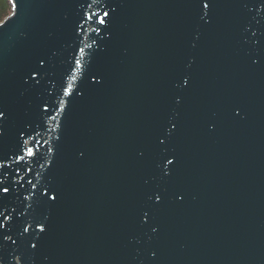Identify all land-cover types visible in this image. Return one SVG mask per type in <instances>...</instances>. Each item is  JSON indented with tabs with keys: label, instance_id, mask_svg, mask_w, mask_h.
Returning <instances> with one entry per match:
<instances>
[{
	"label": "water",
	"instance_id": "95a60500",
	"mask_svg": "<svg viewBox=\"0 0 264 264\" xmlns=\"http://www.w3.org/2000/svg\"><path fill=\"white\" fill-rule=\"evenodd\" d=\"M9 3L0 157L37 154L2 264H264V5L108 0L96 32L82 0Z\"/></svg>",
	"mask_w": 264,
	"mask_h": 264
},
{
	"label": "snow or ice",
	"instance_id": "6c2138e0",
	"mask_svg": "<svg viewBox=\"0 0 264 264\" xmlns=\"http://www.w3.org/2000/svg\"><path fill=\"white\" fill-rule=\"evenodd\" d=\"M84 4L87 5L86 11L84 13V16H82L81 19V26H83L84 23H87L91 21L92 23L96 24L97 27L94 28V31L100 32L101 29L99 25L104 26V30L107 31L108 25L111 23V16L109 10H103L101 9L98 12H92L91 9L96 6L99 7L101 4H107L108 0H82ZM261 5H264V0H259ZM208 4H204V8H207ZM114 11V10H112ZM85 47H89V45H85ZM80 53L84 54V48H80ZM43 63V61H41ZM75 64L77 67L80 66L81 61L79 59H76ZM34 78V73L32 74ZM71 79H75V77H71ZM36 83H39V81H36ZM72 88V84L69 82L67 87L64 88V95L67 96L69 93V90ZM47 111V108L45 109ZM5 118V113L0 110V120ZM26 141L23 142L20 146L18 153H13L12 157V164L15 165V167H11L9 164L5 162L4 157H0V254L3 252V245L6 242H9L12 245L17 244V240L12 238L11 235V229L8 227V225L11 223V214L8 213L7 208L5 207V201L9 199L12 192L15 190L13 185L16 183L15 177L12 176L11 182L8 181V177L10 176V171L13 173H19L22 168H25L28 172H31V167H28V161L25 160V157H32L33 160H35L36 157V151L32 147L26 146ZM39 143V142H37ZM163 143V141H161ZM51 151V149H49ZM169 164L172 163V161H168ZM29 184L32 185V188H35L36 185L32 184L31 180L28 181ZM22 187V185H21ZM27 199V197H25ZM52 201H55L57 197L54 195L50 198ZM160 197L157 196L156 200L159 201ZM13 212L15 209L12 210ZM35 225V229H38L39 233H44L46 231L47 225L45 222L34 220L32 222ZM31 225L23 227L22 232L20 233V236H24L25 234L29 233V228ZM34 229V230H35ZM155 231V229H153ZM31 250H35L37 248V243H31L30 244ZM22 257L16 258V264H20V260ZM0 264H2V260H0Z\"/></svg>",
	"mask_w": 264,
	"mask_h": 264
},
{
	"label": "trees",
	"instance_id": "16d2710c",
	"mask_svg": "<svg viewBox=\"0 0 264 264\" xmlns=\"http://www.w3.org/2000/svg\"><path fill=\"white\" fill-rule=\"evenodd\" d=\"M11 11L8 0H0V21L3 20Z\"/></svg>",
	"mask_w": 264,
	"mask_h": 264
},
{
	"label": "rangeland",
	"instance_id": "374dc122",
	"mask_svg": "<svg viewBox=\"0 0 264 264\" xmlns=\"http://www.w3.org/2000/svg\"><path fill=\"white\" fill-rule=\"evenodd\" d=\"M0 22H2V20Z\"/></svg>",
	"mask_w": 264,
	"mask_h": 264
}]
</instances>
